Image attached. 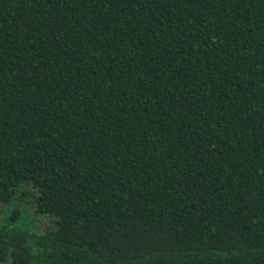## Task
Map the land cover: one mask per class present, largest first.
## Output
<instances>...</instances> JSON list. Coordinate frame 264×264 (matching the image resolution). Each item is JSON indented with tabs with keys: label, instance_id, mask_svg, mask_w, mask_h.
Masks as SVG:
<instances>
[{
	"label": "trees",
	"instance_id": "obj_1",
	"mask_svg": "<svg viewBox=\"0 0 264 264\" xmlns=\"http://www.w3.org/2000/svg\"><path fill=\"white\" fill-rule=\"evenodd\" d=\"M0 264H264V0H0Z\"/></svg>",
	"mask_w": 264,
	"mask_h": 264
},
{
	"label": "rangeland",
	"instance_id": "obj_2",
	"mask_svg": "<svg viewBox=\"0 0 264 264\" xmlns=\"http://www.w3.org/2000/svg\"><path fill=\"white\" fill-rule=\"evenodd\" d=\"M13 207H18V204L13 206ZM6 210L2 211V216H3V219L5 218L6 216ZM22 221H27V223L31 224L32 227H33V230L34 231H43L45 230L47 227H49L50 225V220L46 217H38L37 215L35 214H31V213H23L21 216H20V219L18 222H22Z\"/></svg>",
	"mask_w": 264,
	"mask_h": 264
}]
</instances>
